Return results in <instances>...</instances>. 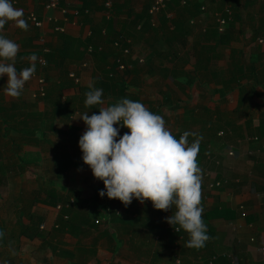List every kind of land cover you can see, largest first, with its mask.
I'll use <instances>...</instances> for the list:
<instances>
[{
    "label": "crops",
    "instance_id": "1",
    "mask_svg": "<svg viewBox=\"0 0 264 264\" xmlns=\"http://www.w3.org/2000/svg\"><path fill=\"white\" fill-rule=\"evenodd\" d=\"M47 1L11 0L14 7L24 10L29 28L24 31L9 22L0 33L19 45L17 71L31 66L29 57H37L36 72L25 84L22 94L45 96V101L39 105L40 111L31 113L35 120L33 128L39 124L41 130L45 127L41 136H46L50 146L48 160L54 164L57 159L51 166L54 168L47 169L48 176L65 177L60 187L52 178L49 183L43 181L40 188L33 189L40 195L35 198L36 203L42 205V212L35 213L36 203L32 202L33 211H30V220L26 224L35 222L40 225V230H35L38 235L34 237L23 235L24 228L20 233L28 242H40L41 262L34 263L27 249V253L16 249L12 253L15 258L23 257V264L172 263L173 227L165 217L171 216L173 210H156L151 201L141 204L136 199L125 207L117 199H109L106 195L100 197L103 182L93 177L91 169L82 160L78 141L86 125L78 118L86 111L89 115L99 112V109H89L84 105L89 84L102 88L106 104H114L119 98L128 97L127 92L132 87L129 82L133 79L157 78L159 62L156 52L159 53L161 46L183 48L187 45L195 53L197 61L194 62L193 73L184 64L183 70L196 80L185 87L174 82L172 92L181 99L165 98L164 101L170 103L172 100V109L177 108L172 110V125L168 126L177 139L184 132L202 137L200 144L204 147L200 148L198 162L203 171V219L210 239L203 248H189L185 246L189 236L182 230L183 264H264V155L255 154L251 148L246 149V145L252 144L251 141L257 137L250 136L252 139L249 140V136L241 135L246 129L247 119L235 113L240 95L255 97L264 91V0H240L226 30L230 38L225 42L219 41L222 33L218 31L215 15L221 11L222 4L216 0H173L156 18L149 14L154 0H115L111 17L106 15L103 0H60V6L51 9L45 7ZM199 6H205L206 10L201 12ZM32 13L41 21V26H36L29 19ZM187 19L196 20L190 33L182 41L169 44L168 34L164 32L169 27L167 21ZM183 28L189 30V26ZM120 35L130 41L132 53L129 58L124 57L121 49L127 46L126 42L125 46L115 45ZM90 46L93 53L88 51ZM40 58L46 60L45 66L40 63ZM118 58L129 62L130 67L126 71H117ZM142 58L144 63L139 62ZM198 59H201V65L197 64ZM85 62L88 66H83ZM206 64L218 73L221 67L231 65L228 72L221 70L219 74L227 81L233 75L238 77L240 86L224 87L217 82L212 93L218 95L219 100L205 103L204 98H212L211 90L196 89L193 83H196L200 70L206 69ZM152 65L156 67L155 73L146 70ZM214 66L217 68L213 69ZM71 72L77 74L79 82L69 76ZM112 72L113 77L121 79L119 83L108 78ZM171 73L170 69L172 77ZM179 78L176 73L175 79ZM40 79L45 80L43 91L39 90ZM124 82L128 84L124 86ZM137 89L132 90L134 98L131 100H140ZM162 92L169 97L166 90ZM194 96L197 98L191 100ZM228 100L229 106L226 105ZM250 107L258 111L254 120H259L260 113L264 112L263 105L251 104ZM211 111L221 112L222 120H214L218 123L217 128L207 120ZM25 125L28 124L25 122ZM228 128L233 129L229 134L224 132ZM125 132L128 129L121 127L120 135ZM220 132L226 133L232 141H223L227 137L219 135ZM188 139L191 143L196 137L190 135ZM62 143L74 146L79 155L78 162L65 150V145L60 146ZM258 145L264 148V140ZM231 149L234 155H229ZM249 149V153L254 155L246 153ZM209 152L210 155H206ZM217 181L222 184L212 188L208 186ZM51 194L64 199L59 202L62 207L59 203V206L48 203ZM89 201L95 203L90 204L92 209L86 207L87 212H80ZM44 223L49 228L48 236L42 232ZM52 236L56 243L51 250L49 247L44 249L42 244ZM154 244L157 247L152 246ZM12 260L10 264H13Z\"/></svg>",
    "mask_w": 264,
    "mask_h": 264
},
{
    "label": "clouds",
    "instance_id": "2",
    "mask_svg": "<svg viewBox=\"0 0 264 264\" xmlns=\"http://www.w3.org/2000/svg\"><path fill=\"white\" fill-rule=\"evenodd\" d=\"M9 22L24 31L29 28L23 9L14 7L11 0H0V33ZM19 50L15 41L0 34V77H7L4 92L12 98L22 95L36 72L35 55L29 57L31 66L17 71ZM88 88L84 105L99 112L89 115L86 111L79 116L86 130L78 144L83 163L103 182L99 196L117 199L125 207L136 199L141 204L151 201L156 210L171 209L173 214L165 220L177 233L183 230L188 234L185 246L203 248L210 237L203 219V171L198 162L202 137L184 132L177 139L163 117L142 102L123 98L106 104L102 88L93 84ZM121 127L128 129L122 136ZM190 135L196 137L191 143Z\"/></svg>",
    "mask_w": 264,
    "mask_h": 264
},
{
    "label": "rangeland",
    "instance_id": "3",
    "mask_svg": "<svg viewBox=\"0 0 264 264\" xmlns=\"http://www.w3.org/2000/svg\"><path fill=\"white\" fill-rule=\"evenodd\" d=\"M220 12V11H218ZM217 12V13H218ZM216 18V15H215ZM217 22V21H216ZM123 36V35H122ZM120 35L118 39L115 41H120L119 45L125 46L124 38ZM181 48V47H180ZM178 46H169L168 48H164L163 46L160 47L159 53L161 57L157 56L158 62H159V70H157V78L155 77H147L145 78H135L129 83H131L132 87L128 90V97L125 96V98L132 99L134 98L132 96L133 91L135 88H138L137 90L139 92V98L140 102H142L150 111H152L155 114L161 115L163 119L165 120V126L170 131H172V128L168 127L169 125H172V100L170 103L165 102L166 94L162 91H167L169 93V97L174 100L181 99L180 96L174 95L172 92V88L174 87V82L180 83V86L185 87L187 84L191 83L190 79L184 75L179 73L180 71L177 69L175 74L177 73L180 77L179 79H175L173 76H170V69H172L175 65H187V69H189L190 73H193L194 71V62L196 60L195 53L192 51L191 48H188L187 45L180 49ZM122 50L124 49L121 48ZM180 53V54H179ZM223 54V52H222ZM205 55V53H204ZM224 56V55H223ZM144 60V58H142ZM161 59V61H159ZM227 59V55H226ZM223 60V59H222ZM197 61V60H196ZM141 63V62H140ZM186 63V64H185ZM225 65V64H224ZM88 66V65H87ZM209 66V67H208ZM146 67V64L143 68ZM231 65H227L225 67H221V70H224L226 72L229 71ZM146 70H149L155 73L156 67L155 66H148ZM221 70H218L219 73ZM217 72V77L212 74V69H210V65L206 64V69L203 71L200 70V73L197 75V81L196 83H193L194 88L203 89L204 91H210V96L212 95V98L208 100V98L205 99V103H211L219 100V96L215 93H212L213 88L215 85H217V82L222 79L221 75ZM7 84V77L3 76L0 77V102H5L8 105V108H10L7 113L9 117H7L9 120L12 119L11 124L12 126H17L16 129L8 128L5 123H3L0 120V263H8L10 264V260L13 259V264H23L25 261H23V257L17 259L12 254L18 250H22L25 253H29L31 256V259L34 263L41 262L42 256L40 255L41 248H38L40 246V242L32 241L28 242L25 240V237L21 235V231L24 228L23 225H28L26 223L29 222V213L30 211H33V207L31 206V203H36L37 199L40 195L35 194L33 192V189L38 186L40 188V184H43V181H45V184L49 183L52 178H54V183L57 184L58 187H60L62 180L65 179L63 175H57L58 177H49L47 169L50 168L52 165L54 166L57 162L54 164L51 163V161L48 160L49 155H51V152H49L48 142L46 139V136H41L42 130H45V127L41 128L36 127L33 128L35 124H33L34 117L31 115V113L39 112V105L41 102L45 101V96L43 95H31V94H22L19 98H12L5 94L4 87ZM250 85V83H249ZM257 86V85H256ZM229 87V86H228ZM139 89H144V91H140ZM136 90V91H137ZM135 91V90H134ZM250 93V92H249ZM260 93L262 95H260ZM137 95V94H134ZM141 96V97H140ZM249 98L245 102V105L241 106V109H244L247 104H256V105H263L264 107V91H261L255 95V97H252L251 95H248ZM71 96H69L68 99H70ZM207 97V96H206ZM197 98V96L191 97V100H194ZM232 98V96H231ZM121 99H123L121 97ZM120 100V98H119ZM231 101L233 100L230 99ZM117 100L114 102L116 103ZM229 100L227 101L226 105L229 106ZM239 102V101H238ZM262 107V108H263ZM254 112L257 114L258 111L255 109ZM3 115V112L1 113ZM1 115V117H3ZM221 112L215 111L210 112L208 114L207 120L211 123L214 127H218L216 122L214 120L221 118ZM178 116V115H177ZM21 120L20 123H17V120ZM206 119V118H205ZM25 122L28 124L25 125ZM18 124V125H17ZM35 130V132L33 131ZM233 131L232 128L226 129L224 132ZM223 131V130H222ZM223 133L220 132L219 135H222ZM224 133L222 136H226L227 138L223 139L225 142H231L232 139L229 138V136ZM244 130L242 131L241 135L243 136ZM245 135V134H244ZM243 139V138H241ZM249 140L252 138L249 137ZM264 140V139H263ZM261 142V139L256 138L251 141L252 144L246 145V149L251 148L253 149L255 154L264 155V148H259V143ZM66 146L65 150L70 153V155H73L76 159V162H78L79 155L78 152H75L74 146L70 144H61L60 146ZM58 146V145H57ZM233 150V149H231ZM229 150L228 152H230ZM234 152V150H233ZM250 149L247 150L248 155H254L250 154ZM235 153V152H234ZM229 155H231L229 153ZM20 156H23L27 159H32L33 161L30 163H22ZM57 157V156H56ZM70 157V156H69ZM63 156L61 155V160H63ZM52 169L54 167H51ZM47 175V176H46ZM67 177V176H66ZM62 190H64V187H62ZM61 190V191H62ZM36 196V198H35ZM90 204L95 205V203H92L91 201L88 202L86 206H84V210L80 209V212L91 210ZM36 207L34 208L35 213L41 214V204L36 203ZM59 207H62L60 205ZM88 207V209L86 208ZM45 209H49L47 207H44ZM57 208V207H56ZM83 208V207H81ZM58 210V208H57ZM56 209H53V211H56ZM59 211V210H58ZM44 228H42V232L44 234H48V227L47 224L44 223ZM51 230V229H50ZM172 233L177 234V232L172 228ZM55 237L52 236V238H48L47 242H44L42 245L44 249L49 247V250H51V246H54L53 243L55 242ZM183 238L180 236L177 241H175V247L173 248L172 252V263L170 264H183V257H182V245H183ZM156 246V244L152 245ZM157 247V246H156ZM27 249V252L26 250ZM46 251V250H45ZM176 254V255H175ZM175 255V256H174ZM173 258H175L173 260ZM163 262V260H162ZM185 264V263H184Z\"/></svg>",
    "mask_w": 264,
    "mask_h": 264
},
{
    "label": "trees",
    "instance_id": "4",
    "mask_svg": "<svg viewBox=\"0 0 264 264\" xmlns=\"http://www.w3.org/2000/svg\"><path fill=\"white\" fill-rule=\"evenodd\" d=\"M173 1V0H172ZM213 1V0H212ZM216 1H219V3H221L222 4V9H223V6H224V4H226V3H230V5H231V10H232V14H233V10L235 11V9H236V7H237V4H239L240 3V0H216ZM234 2H236V3H234ZM202 7H205V6H199V10L201 11V12H203V11H205L206 10V7H205V9H202ZM221 9V10H222ZM163 11V10H162ZM162 13V12H161ZM233 18H231L230 20H229V23H230V21L232 20ZM191 20L192 19H187L186 21L184 20H180L179 22H175V21H172V20H170V21H167V23H168V25H169V27H166V29H164V32H167V34L169 35H167V42L170 44V43H173V42H175V41H182V39L187 35V34H189L190 33V30H191V28L193 27V25L195 24H192L191 23ZM192 26H191V25ZM189 26V30H184V28H183V26ZM172 28H171V27ZM160 30H161V28H160ZM227 30V29H226ZM216 31H217V29H216ZM228 32L227 31H225L224 33H222L221 35H220V39H219V41L220 42H225L228 38H230L229 37V35L227 34ZM127 46H129V43H127ZM131 47V46H130ZM132 49V48H131ZM96 50V53H97V48L95 49ZM154 50V52H156L157 51V49H153ZM94 52V49H93V51L91 52V53H93ZM99 52V51H98ZM132 53V52H131ZM131 55V54H130ZM156 55L157 56H159V57H161V55H160V53H157L156 52ZM129 58V57H128ZM197 64H200L201 65V59H198V62H197ZM215 67L216 66H214V68L213 69H215ZM217 68V67H216ZM159 69V68H158ZM179 70L180 71V73L181 74H184V75H187L188 77H189V79H190V81H192V82H194V80H196V79H194V77L191 75V74H188L187 72H184V70H183V65H175V66H173L172 67V69H171V71H172V76L175 78V71L176 70ZM237 70V69H236ZM212 74L214 75V76H216L217 77V71H212ZM241 77H244V74L241 76ZM111 81H114L115 83H119L120 82V80L118 79V78H116V77H113V76H110L109 75V77H108ZM73 79V78H72ZM74 80V79H73ZM219 82H221L223 85H224V87H230V88H232L233 86H234V84H237L238 86H240V84H239V79H238V77H236V76H234L233 75V77L231 78V79H229L228 81L227 80H225V79H221L220 81H218V83ZM258 84H260L259 82H257ZM128 83H126V82H124V86H126ZM233 85V86H232ZM130 87V86H129ZM253 97V96H252ZM166 98H168V99H170V97H168V96H166ZM248 98H249V96H245V95H240V98H239V107H238V109H237V111L235 112L238 116H243V117H245L246 119H247V123H246V129L244 130V134L246 135V136H251V137H257V138H259V139H261V142L260 143H262L263 142V139H264V112H262V113H260V119L259 120H254V118H255V116H256V113L254 112V110H252L251 109V107H250V104H248V106L247 107H245L244 109H241V106H243V105H245V102L248 100ZM251 100V99H250ZM250 100H248L249 101V103H250ZM10 108H8V105H7V103H5V102H0V120L3 122V123H5L6 125H7V127L10 129V128H13V129H16L17 128V126H12V124H11V121H12V119H8L7 117H9V115H8V113H7V111L9 110ZM3 112V115L1 114ZM1 115L3 116V117H1ZM239 118V117H238ZM254 120V121H253ZM20 121L21 120H17V123L19 124L20 123ZM254 123V124H253ZM17 124V125H18ZM243 134V135H244ZM206 147H207V144L205 145ZM202 147H204L203 145H201L200 144V148H202ZM208 152V151H207ZM206 155H210V152L209 153H207ZM20 159H21V162L22 163H25V162H27V163H30V162H32L33 160L32 159H27V158H24L23 156H20ZM51 197H50V201H48V203L49 204H52V205H54V206H59V204L61 205L62 203H59V202H62V199H60L59 197H58V195L57 194H51L50 195ZM64 200V199H63ZM59 203V204H58ZM32 205H33V203H31ZM64 208V207H63ZM66 209V208H65ZM68 209H66V211H67ZM40 225L39 224H37L36 225V223L34 222V223H32V224H28V225H26L25 227H24V229H23V235L24 234H26V236H31V237H34V236H37L38 235V231H35V230H40ZM180 236H182V238L184 239V233L182 232V230L180 231V232H178L176 235L175 234H173L172 233V252L173 253H175L174 251H173V248L175 247V241H177L178 240V238H180ZM176 255V254H175ZM174 255V256H175ZM175 258H173V260H174Z\"/></svg>",
    "mask_w": 264,
    "mask_h": 264
},
{
    "label": "built area",
    "instance_id": "5",
    "mask_svg": "<svg viewBox=\"0 0 264 264\" xmlns=\"http://www.w3.org/2000/svg\"><path fill=\"white\" fill-rule=\"evenodd\" d=\"M114 2L115 0H103V6H104V9H105V12H106V15L107 17H111L113 11H114ZM171 2V0H154V2L152 3L150 9H149V14L153 17V18H156L157 15L165 8H167L168 4ZM60 6V0H48L46 3H45V7L47 9H51V8H57ZM202 9H205V7H202ZM231 5L230 3H226L225 6L223 7V9L216 13V21H217V28H218V31L220 33H224L229 25V20L232 18V10H231ZM29 19H31V21L36 25V26H41V21L37 18V16L35 14H31ZM196 21L195 19H192L191 20V23L194 24ZM58 30H64L63 28H58ZM44 41V40H42ZM124 41L126 43H130V41L128 39H124ZM120 41H116L115 42V45H119ZM45 49V48H44ZM89 52H92V48L89 47L88 49ZM123 51V54H124V57H129L131 52H132V49L129 46H125L124 49L122 50ZM140 62L141 63H144V60L143 59H140ZM40 63L42 65H46V60L44 58H40ZM117 71H120V72H123V71H126L130 65H129V62L126 61L124 58H118L117 59ZM88 63L85 62L83 63V66H87ZM113 72L110 73V76H113ZM69 76L71 78L74 79V81L76 82H79L80 81V78L77 76V74L75 72H71L69 74ZM40 82V88L39 90L40 91H43V87L45 86V80L44 79H40L39 80ZM230 154H234L233 151H230L229 152ZM222 182L221 181H217V182H213V183H210L208 186L209 187H215V186H219L221 185ZM243 216L246 215V212L243 211L242 213ZM98 222V221H97Z\"/></svg>",
    "mask_w": 264,
    "mask_h": 264
}]
</instances>
